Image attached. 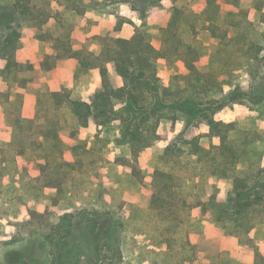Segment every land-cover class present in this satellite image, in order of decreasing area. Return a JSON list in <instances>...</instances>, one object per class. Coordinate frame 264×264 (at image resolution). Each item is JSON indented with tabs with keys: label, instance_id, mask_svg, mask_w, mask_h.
Masks as SVG:
<instances>
[{
	"label": "rangeland",
	"instance_id": "obj_1",
	"mask_svg": "<svg viewBox=\"0 0 264 264\" xmlns=\"http://www.w3.org/2000/svg\"><path fill=\"white\" fill-rule=\"evenodd\" d=\"M134 1L141 9L154 11L175 4L185 9V20L206 30L225 17L224 24H217L221 47L216 56L210 54L203 40L193 43L201 51L199 65L217 74L210 84L212 90L199 92L201 105L188 102L189 98L193 102L190 95L196 89L179 75L181 65H172L177 73L169 85L160 78L159 93L150 97L146 91L148 99L143 104L167 107L181 98L187 101V114L180 112L168 134L158 133L160 138L136 158L124 134L130 123L115 120L117 111L105 120L100 131L92 119L73 138L67 133L76 125L69 110H57L50 104L43 107L45 97L54 92L48 80L57 74L44 73L47 83L33 92L22 85V71L7 78L0 74V264H52L55 253L61 251L57 244L69 243V227L62 224L68 214L75 226L74 264H247L251 257L253 264H264V223L223 244L219 232L209 233L215 226V214L212 210L204 213L196 205V185L203 176L196 173V164L188 158H182L187 170L183 172L182 192L174 195L172 210L168 209L172 212L158 214L150 206L164 184L156 169L176 170L172 163L161 161L165 146L187 136L191 114L219 112L222 105L220 114H226L236 126L229 133L239 157L233 164L234 171L251 178L263 169L264 182V2L262 9L253 7L244 17L227 1L204 0L199 11L190 7L189 0ZM15 2L0 0V14H12L10 6ZM38 5L45 23L42 29L34 26L37 33L50 40L48 54H56L59 49L54 39L70 40L50 21L52 0H39ZM199 34L201 31L195 32L196 38ZM249 45L261 49L258 59L248 61ZM115 110L126 111L125 102H118ZM132 115L137 114L134 111ZM53 122L56 127H51ZM142 127L145 131L144 123ZM47 133L50 135L45 137ZM212 141L220 144L219 137ZM201 142L209 144L211 140L205 137ZM135 160L138 167L134 172ZM210 165L213 162L202 164L205 173ZM219 195L228 197L229 188L222 187ZM185 200L188 208H182ZM93 220L96 228L90 232ZM206 239L217 242L212 245Z\"/></svg>",
	"mask_w": 264,
	"mask_h": 264
},
{
	"label": "trees",
	"instance_id": "obj_2",
	"mask_svg": "<svg viewBox=\"0 0 264 264\" xmlns=\"http://www.w3.org/2000/svg\"><path fill=\"white\" fill-rule=\"evenodd\" d=\"M219 1L232 3L239 8V13L244 17L249 15V11L253 7L262 9L264 2V0ZM38 2L39 0H16L13 6H10L13 9L12 14H0V33L2 32L0 56L3 61L0 74L3 75V78H7L15 71H19L20 74L23 72L21 83L28 91L33 92L47 83L44 73H50L59 68L67 58H77L84 69L100 68L102 87L93 92L89 100L74 99L71 90L66 87H60L49 97H45L43 105L45 109L50 104L57 110H69L70 118L76 122L75 127L67 129L70 137H76L79 128L88 126L92 119L96 121L99 126L98 131H100L105 120L111 118L110 116L117 111L118 115L114 118L115 120L119 118L125 123H130L124 134L127 136L126 142L131 145V153L136 158L141 156L147 147L152 146L160 138L158 126L163 118H171L175 121L182 113L187 112L186 105H184L187 101L181 98L174 101L172 106L167 107H161L158 103L155 104V108H152L153 103L143 104L148 99L147 95L154 97L160 91V78L157 73V61L160 57L166 58L170 66L178 64L188 70L187 74H179L185 78L190 88L196 89L190 95L193 102L190 98L188 102L193 105H201L202 102L197 100L199 92L212 90L210 84L214 78H217V74H214L212 70H201L197 47L185 42L179 36L181 24L186 21L183 17L185 9L175 4L172 6L173 15L170 23L162 30L165 39L159 50L153 46L146 33L140 28H137L135 35L130 39L120 37L119 32L124 20L117 18L109 25L108 35L94 38L101 45L100 54L89 49L75 51L70 42L56 38L54 39L57 43L55 48L59 49L56 54H46L39 63H30L25 66L20 62L22 38L25 34L23 23L31 21L37 29H42L45 23ZM139 9L145 19L149 7ZM233 13H229L228 16ZM209 29L216 34L219 26L214 25ZM36 36L41 40L50 41L41 33H37ZM247 52L249 53L248 61H251L260 57L261 49L257 51L249 45ZM26 72H28V76H25ZM146 91H149V94L145 95ZM210 101L213 103L212 100ZM118 102H125L126 111L115 110ZM214 103L218 104V102ZM224 106L222 105L217 110L219 112L209 113L204 110L199 112V110V113L191 114L189 118L191 124L187 125V136L165 146L161 161L164 164L172 163L174 168L176 166V170L167 172L159 168L156 169L155 172L164 179V184L150 203V206L157 210L158 214H165L166 210L172 212L169 211L173 207L172 198L182 192V181L185 179L183 172L187 170L182 158H188L193 164H196V173L203 176L196 185V205L202 207L204 213L209 210L214 212L215 226L210 228L209 233L219 232L222 244L233 238L241 237L243 234H248L258 224L264 223V182L261 181L263 169L251 178L241 176L234 171L233 164H235V160H239V157L231 145L229 133L236 130V126L225 117L226 114H220L224 110ZM164 110L169 113H164ZM41 111L42 108L37 110V113ZM134 111L137 114L136 117L132 115ZM139 112L142 113L138 114ZM158 112L163 114L159 115ZM142 123L147 127H145V131H143ZM51 127H56V122H53ZM49 135L47 133L44 136L48 137ZM205 137L211 140L209 144L201 142V139ZM215 137L220 138V144H215L212 141ZM208 161L213 162V165H210L209 170L205 173L202 164ZM133 164L135 172L138 167L137 161L135 160ZM224 186L229 188V195L226 198L219 195L220 189ZM182 205V208H188L190 204L185 200ZM62 224L69 227V243L60 242L57 244L61 251L55 253V261L53 260L52 264H74L75 246L72 240L75 226L72 215H65ZM90 227L88 231H95L96 221L93 220ZM206 240L209 244L217 242L216 239Z\"/></svg>",
	"mask_w": 264,
	"mask_h": 264
},
{
	"label": "crops",
	"instance_id": "obj_3",
	"mask_svg": "<svg viewBox=\"0 0 264 264\" xmlns=\"http://www.w3.org/2000/svg\"><path fill=\"white\" fill-rule=\"evenodd\" d=\"M189 2L191 8L199 11L204 0H189ZM52 5L54 11L50 21L61 33L63 32L65 38L70 40L73 50L89 49L96 54H100L101 45L94 38L108 35L109 25L117 18L124 20L119 32L120 37L130 39L135 35L137 28L141 30L144 28L148 40L156 49H161L165 39L162 30L169 25L173 15V9L169 5L156 11L149 10L146 14L147 23L145 24L140 7L134 0H52ZM224 19L225 17L217 24H224ZM23 27L25 34L22 38L20 62L30 61L37 64L44 55L51 51L52 45L50 42L37 38V29L33 23L24 22ZM204 28L203 25L197 26L186 20L181 24L179 36L190 44L195 43L197 39L203 40L205 46H209L210 54L216 56L215 53L221 47V39L219 40L210 29ZM199 31L201 34L196 38L195 32ZM198 51L201 58V51ZM180 67L182 69L179 73H188L184 66ZM199 67L203 71H210L205 70L201 64ZM50 73H55L58 76L49 78V89L56 91L60 87L69 88L74 99L89 100L91 94L102 87L100 68L84 69L77 58L65 59L59 68ZM157 73L158 77L164 79L165 85L168 86L171 77L177 72L174 67L169 65L166 58L160 57L157 61ZM172 123L173 119L163 118L158 133L168 134ZM247 264H253L252 257L249 262L247 261Z\"/></svg>",
	"mask_w": 264,
	"mask_h": 264
}]
</instances>
